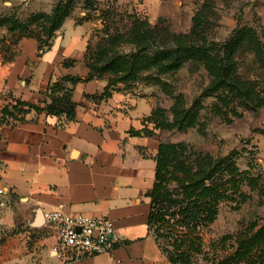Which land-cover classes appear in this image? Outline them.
Here are the masks:
<instances>
[{"label": "trees", "instance_id": "16d2710c", "mask_svg": "<svg viewBox=\"0 0 264 264\" xmlns=\"http://www.w3.org/2000/svg\"><path fill=\"white\" fill-rule=\"evenodd\" d=\"M80 1L85 13L76 16L75 22L98 18L100 25L93 27L83 51L82 61L88 69L86 79L105 80L99 94L85 93V96L102 98L113 91L137 93L140 86H155L172 102L169 114L165 107L154 104L144 118L151 123V127H144L147 133L194 126L203 131L201 98L206 96H213L211 110L225 122L240 117L244 110H256L264 104V33L245 24L237 26L228 36L217 38L211 31L217 19L214 0L199 4L185 31L173 30L161 18L151 21L148 14L136 10L122 14L103 9L100 16H92L89 11L97 9V0H55L49 10L34 11L25 19L2 16L0 22L6 24L8 31L18 29V38L33 37L41 50L50 44ZM243 53L252 55L259 70L255 76L240 70L239 56ZM74 62L75 59L68 58L62 64ZM186 62L202 66L209 75L200 94L190 103L166 78ZM80 79L77 74H63L49 81L42 97L35 101L13 97L0 106V124L8 118L20 120L30 111L47 115L64 113L67 119L74 118L76 102L71 96L73 86ZM239 155L236 149L218 154L184 140L159 141L153 156V183L146 191L147 225L168 261L264 264V216L235 233H224L208 241L204 238L217 218L220 204L229 200L241 203L247 197L242 185L254 188L259 182L258 173L238 165ZM230 238L231 249L224 250V243Z\"/></svg>", "mask_w": 264, "mask_h": 264}, {"label": "crops", "instance_id": "0c3cea01", "mask_svg": "<svg viewBox=\"0 0 264 264\" xmlns=\"http://www.w3.org/2000/svg\"><path fill=\"white\" fill-rule=\"evenodd\" d=\"M80 14H74V21ZM82 22L90 24L89 35L75 44L55 36L38 50L33 37L22 36L0 55V106L13 97L37 100L48 82L63 74L81 77L72 90L74 118L30 111L20 120L8 118L0 124V186L5 190L0 264H183L168 261L147 225L146 191L153 183L160 139L145 131L151 123L144 118L154 106L155 86L86 97L99 94L105 80L86 79L83 51L97 23ZM68 58L75 62L63 65ZM59 203L69 212L104 214L113 220L122 239L113 258H64L51 251L54 231L44 224L43 212Z\"/></svg>", "mask_w": 264, "mask_h": 264}, {"label": "rangeland", "instance_id": "374dc122", "mask_svg": "<svg viewBox=\"0 0 264 264\" xmlns=\"http://www.w3.org/2000/svg\"><path fill=\"white\" fill-rule=\"evenodd\" d=\"M55 0H26L21 3H14L10 0H0V19L2 16L12 15L18 19H25L30 13L39 10H49ZM203 0H97L96 10H90V14L100 16L103 9H110L114 12L124 13L140 11L148 14L151 21L158 18L164 19L173 30H188L191 24V15ZM217 19L211 27V31L217 38L228 36L237 26L252 25L264 33V0H214ZM80 1L72 15L68 16L55 34L57 38L75 44L82 35H89L87 23L74 21V14L85 11L81 8ZM123 17V16H122ZM124 18V17H123ZM98 27L99 19H93ZM119 21V20H117ZM6 24L0 22V55L13 48L18 38V29L13 32L6 29ZM93 30H91L90 34ZM54 36V37H55ZM90 37V36H89ZM240 70L242 73L255 76L259 70L253 57L249 53L239 56ZM166 78L172 83L175 91L184 93L187 103L200 94L201 88L208 82L209 75L206 70L196 64L186 62L176 72L169 74ZM152 89V88H151ZM154 104H160L168 108L172 99L163 95L157 88L151 90ZM213 96L202 97L203 108L200 110V121H203L205 128L200 131L197 126L186 129H157V136L160 140L176 141L184 140L198 148L212 153L226 154L236 149L240 151L237 163L241 168H248L251 173L260 175L256 187L250 188L242 185L243 191L247 194L244 201L237 204L234 201H224L220 204L217 218L211 223L204 238L218 239L224 233H235L242 229L252 220H260L264 216V104L256 110H244L240 117L225 122L211 110ZM233 239H227L224 243V250L231 249ZM223 250L219 249L222 253ZM198 260L197 264H201ZM242 264V263H241Z\"/></svg>", "mask_w": 264, "mask_h": 264}, {"label": "built area", "instance_id": "2783aa9c", "mask_svg": "<svg viewBox=\"0 0 264 264\" xmlns=\"http://www.w3.org/2000/svg\"><path fill=\"white\" fill-rule=\"evenodd\" d=\"M4 192L0 186V203H4ZM43 222L54 231L51 251L64 258L83 254H107L113 258L114 249L122 242L107 215L69 212L63 203L44 211Z\"/></svg>", "mask_w": 264, "mask_h": 264}]
</instances>
